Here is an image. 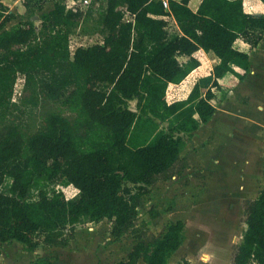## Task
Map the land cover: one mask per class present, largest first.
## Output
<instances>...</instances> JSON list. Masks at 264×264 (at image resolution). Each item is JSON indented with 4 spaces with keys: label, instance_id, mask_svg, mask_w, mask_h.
<instances>
[{
    "label": "trees",
    "instance_id": "1",
    "mask_svg": "<svg viewBox=\"0 0 264 264\" xmlns=\"http://www.w3.org/2000/svg\"><path fill=\"white\" fill-rule=\"evenodd\" d=\"M189 1L169 0L168 9L158 0H92L86 10L54 3L35 16L44 0H26L30 20L8 29L14 15L0 8V186L8 189L0 193L1 244L18 242L27 252L64 248L86 216L96 224L107 220L115 241L134 234L137 243L115 264H167L182 246L181 222L148 236L137 226L138 208L152 186L184 169L181 154L192 134L216 113L211 101L218 80L231 74L243 81L251 71L235 41L253 49L264 40V15L246 14L243 0H201L195 12ZM166 16L174 18L179 34L168 33ZM76 31L98 34L102 43L71 53ZM199 50L219 59L203 95L201 59L193 56ZM19 75L24 83L16 103ZM174 86L189 87L187 97L168 99ZM28 108L42 111L32 128L21 117ZM137 127L140 133L133 135ZM63 182L77 191L71 198L57 188ZM243 211L246 230L232 264H264V188L244 201Z\"/></svg>",
    "mask_w": 264,
    "mask_h": 264
},
{
    "label": "rangeland",
    "instance_id": "2",
    "mask_svg": "<svg viewBox=\"0 0 264 264\" xmlns=\"http://www.w3.org/2000/svg\"><path fill=\"white\" fill-rule=\"evenodd\" d=\"M6 1L13 7L15 19L6 23L5 29L19 19L30 20L23 6L26 0ZM35 1L31 0L32 4ZM45 1L43 11L35 8V16L50 11L52 4ZM98 15V11L93 12V18ZM169 28L172 35L175 27ZM101 40L98 34L81 35L76 31L70 36L69 50L73 53L78 47L101 44ZM251 55L252 74H247L243 81L227 75L217 88H212L214 99L211 103L216 113L209 123L200 125L192 134L181 154L185 160L184 169L171 179L152 186L138 208L137 226L148 236H160L169 224L182 223L184 242L167 264H232L233 252L246 230L244 201L256 198L264 188V41ZM198 82L203 95L211 87V81L199 79ZM23 83L19 75L13 92L16 103ZM188 88L171 87L168 99H185ZM128 107L136 110V101L128 102ZM52 108L50 104L48 110ZM41 112V109L28 108L20 115L24 124L32 128ZM157 122L166 127L165 122ZM139 133L138 127L132 131L133 135ZM2 185L0 193L7 194V187ZM57 188L66 198L77 193L65 182ZM32 200H35L34 191L30 196ZM136 243L133 233L113 240L107 220L96 224L82 219L76 225L74 239L64 248L40 246L34 256L26 253L22 245H16L19 243H0V264H30L31 259L37 258H47L55 264H115L125 260Z\"/></svg>",
    "mask_w": 264,
    "mask_h": 264
},
{
    "label": "crops",
    "instance_id": "3",
    "mask_svg": "<svg viewBox=\"0 0 264 264\" xmlns=\"http://www.w3.org/2000/svg\"><path fill=\"white\" fill-rule=\"evenodd\" d=\"M50 1V0H49ZM158 1H161V0H158ZM167 2L169 0H166ZM174 1H180V0H174ZM44 2L46 3V1L44 0ZM201 0H190L189 3H188V7L193 11L195 12L197 9H198V6L200 4ZM49 4H52V8H53V5L54 3L52 1L48 2ZM24 6V5H23ZM3 8L4 10V13L5 14H13V7L7 3L6 0H0V8ZM242 7H243V11L246 13V14H252V15H264V4L260 1V0H243L242 1ZM51 8V9H52ZM50 9V10H51ZM20 15H23L22 12H18ZM14 15V14H13ZM15 19V15H14V18L12 20ZM166 22H167V31L168 33L169 30H170V26L174 25L175 27V30L173 31V34L172 35H175V34H179V29L176 25V22L174 20V18L172 16H167L166 18H163ZM11 20V21H12ZM20 21V19H19ZM18 21V22H19ZM10 22V21H9ZM17 23V22H16ZM14 25V24H12ZM264 40H262L261 42H263ZM261 42L258 44L257 47L253 48V49H250L249 45L246 44L245 42H243L242 40L238 39L235 41V43L233 44V47L234 49L240 51V52H243V53H246L249 57V61L251 62L252 66H253V62H252V55L251 53H254L256 52V50H258L260 47H261ZM194 57L196 58H200L201 61H200V65L199 67L197 68V75H198V78L201 79V81L203 82V80H206L207 82L210 80L211 81V84H212V81H213V76H212V70L213 68L219 64V59L215 56V54L211 51L209 52H204L203 50H199L197 51L196 53H194L193 55ZM188 60L187 57H180L179 59V62L181 63H186V61ZM235 71L239 74L242 73L241 70H239L238 68H235ZM252 68H251V71L249 72V74H252ZM227 75H231V74H227ZM226 75V76H227ZM225 76V77H226ZM231 76H234V75H231ZM223 77V78H225ZM235 77V76H234ZM222 78V79H223ZM236 78V77H235ZM218 80V84L220 85L221 83V80ZM214 94V93H213ZM263 145V144H262ZM263 148V146H262ZM88 220V217L86 216H81L79 218V221L80 220ZM90 222V221H89ZM101 223V222H100ZM99 224V223H97ZM14 244L18 243V242H12ZM6 245H11L10 244H6ZM16 245H22V244H16ZM23 246V245H22ZM24 247V246H23ZM40 248V247H39ZM58 248V247H57ZM60 248V247H59ZM38 250V249H36ZM26 253H29V254H34V256L37 255L38 251L36 252H26ZM1 256V254H0ZM30 264H37V261L36 259H31L30 260Z\"/></svg>",
    "mask_w": 264,
    "mask_h": 264
},
{
    "label": "built area",
    "instance_id": "4",
    "mask_svg": "<svg viewBox=\"0 0 264 264\" xmlns=\"http://www.w3.org/2000/svg\"><path fill=\"white\" fill-rule=\"evenodd\" d=\"M50 1H52L53 3H60L65 10H76V9L86 10L91 4L92 0H50ZM161 3L165 9H168V2L166 0H161Z\"/></svg>",
    "mask_w": 264,
    "mask_h": 264
}]
</instances>
